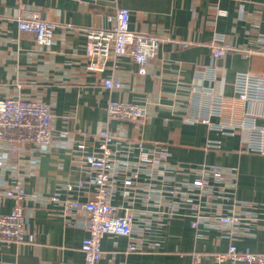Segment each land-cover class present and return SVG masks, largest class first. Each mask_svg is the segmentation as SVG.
<instances>
[{
	"label": "crops",
	"instance_id": "crops-1",
	"mask_svg": "<svg viewBox=\"0 0 264 264\" xmlns=\"http://www.w3.org/2000/svg\"><path fill=\"white\" fill-rule=\"evenodd\" d=\"M130 9V27L160 38L157 54L146 72L130 56L110 55L101 70L90 68L87 30L109 29L117 7ZM38 11L56 24L55 40L41 45L33 33L20 30L17 18ZM225 36L227 52L214 57L215 33ZM264 0H0V98L20 96L50 104L54 142L40 150L32 144L0 140V188L23 182L26 215L23 243L0 240V264H82L81 244L87 235L85 217L52 202L70 180L85 173L76 163L72 145L107 128L124 142L137 138L159 141L182 164H215L237 172L239 200L262 204L264 217V154L241 151L248 129L226 134L189 118L207 116L213 124H237L247 114L264 125V102L244 100L235 91L240 71L264 76ZM116 77L120 88H107L103 79ZM223 98L220 114H211L212 95ZM126 100L145 106L142 123L110 116L108 102ZM118 139V140H119ZM210 140L219 147H208ZM63 196V193H62ZM114 203L126 205L121 192ZM13 198L4 199L10 212ZM136 208H143L140 201ZM254 235L235 239L218 229L192 226L191 210L146 232V240L159 248L127 250L128 238L107 233L102 238V264H192L193 253L224 252L230 244L264 252V219ZM199 264H216L205 257ZM222 264H249L225 260ZM256 264V263H253Z\"/></svg>",
	"mask_w": 264,
	"mask_h": 264
},
{
	"label": "built area",
	"instance_id": "built-area-1",
	"mask_svg": "<svg viewBox=\"0 0 264 264\" xmlns=\"http://www.w3.org/2000/svg\"><path fill=\"white\" fill-rule=\"evenodd\" d=\"M130 19V9L118 6L111 28L87 30L85 51L92 59L91 69L101 70L105 60L113 55L116 58L130 56L140 66L139 72H146V64L157 54L160 38L131 29ZM17 21L20 30L33 33L39 44H53L56 24L45 20L38 11H27ZM261 39L264 40V36ZM226 52L224 34L215 33L213 56L221 57ZM103 83L110 89L122 86L121 80L113 76L104 78ZM235 91L241 99L264 102V76L238 72ZM211 97V114H220L223 98L216 94ZM107 110L110 116L136 123L147 118L145 106L136 102L111 99ZM52 121L51 106L43 100L20 96L0 98V140L4 142L28 143L46 150L55 139ZM189 121L207 123L226 134L245 127L249 134L240 150L264 154V125L258 124L251 114L237 124H213L209 117L202 115L191 117ZM118 139L111 130L104 128L94 135V142L88 138L75 142L72 153L85 175L67 181L61 192L50 196V200L64 210L78 211L85 217L88 233L81 244L82 264H102V238L107 233L126 236L129 251L159 248L158 243L150 245L147 242L146 232L155 225L166 224L186 208L191 210L194 228L200 225L215 228L230 239L254 235L255 223L264 219L262 204L237 198V172L234 169L206 163H174L168 146L162 142L129 139L123 141L125 146L120 149ZM219 145V141L208 142V147ZM119 191L126 205L114 203ZM25 197L21 179L10 187L0 188V240L18 243L26 240V215L22 204ZM6 198L15 201L8 213L2 211ZM137 201L143 208H136ZM211 256L216 264L225 260L264 264V252L241 249L235 243L224 252L195 251L192 264H199L203 258ZM58 264L68 263L61 261Z\"/></svg>",
	"mask_w": 264,
	"mask_h": 264
}]
</instances>
